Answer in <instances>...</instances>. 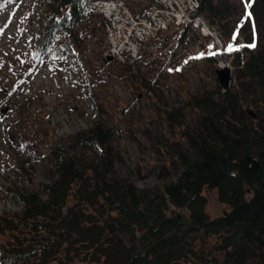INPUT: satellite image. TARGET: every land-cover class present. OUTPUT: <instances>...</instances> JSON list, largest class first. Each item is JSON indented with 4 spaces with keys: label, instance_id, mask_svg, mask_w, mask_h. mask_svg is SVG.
Listing matches in <instances>:
<instances>
[{
    "label": "rangeland",
    "instance_id": "374dc122",
    "mask_svg": "<svg viewBox=\"0 0 264 264\" xmlns=\"http://www.w3.org/2000/svg\"><path fill=\"white\" fill-rule=\"evenodd\" d=\"M124 1L135 15L163 7L157 0ZM209 1L219 7L227 2L231 28L227 32L205 8L199 12L224 36L223 46L212 47L216 54L211 56L207 55L211 40L199 28L191 24L178 29L174 22L153 38L144 34L132 54L118 53L109 35L110 21L90 10L70 34H59L57 42L46 50V22L67 10V0L0 4L1 245L12 246L19 236L20 231L8 230L6 221L25 211L22 197L40 195L43 201L47 199L46 186L57 173L48 158L53 146L62 149L80 168H102L103 157L76 142L79 133L90 131L97 122L111 133L108 180L117 186L132 183L139 189L162 188L176 181L183 171V158L195 157L191 138L199 135L218 143L205 126V117H213L231 135L236 134L234 128L256 133L264 114L263 95L256 83L238 78L232 52L240 35L242 47L247 39L254 45L264 40V16L259 9L246 7L250 0ZM174 2L187 9L183 0H167V6ZM260 4L264 5V0ZM133 36L122 30L114 33L118 45ZM200 52L205 56L189 59ZM222 64L231 68V83L226 89L239 96L235 109L219 94L224 89L217 76ZM28 71L30 77L26 76ZM41 74L44 82L38 90H42V104L36 98L32 79ZM204 95L211 96L212 107L224 123L196 101ZM88 184L93 185L91 180ZM205 196L210 218L226 211L216 191H206ZM84 212L93 220H102L98 204ZM218 248L216 238L199 241L192 264H224ZM254 260L253 255L247 264Z\"/></svg>",
    "mask_w": 264,
    "mask_h": 264
},
{
    "label": "trees",
    "instance_id": "16d2710c",
    "mask_svg": "<svg viewBox=\"0 0 264 264\" xmlns=\"http://www.w3.org/2000/svg\"><path fill=\"white\" fill-rule=\"evenodd\" d=\"M7 1L12 0L0 4ZM93 1L67 0L66 11L48 18L43 48L48 50L59 34H70L90 15ZM260 2L254 0L251 10L259 9L264 16ZM204 8L230 31L227 2L219 7L200 0L199 11ZM246 41L233 52L237 75L244 83H256L264 102V40L254 47H249L252 40ZM219 94L236 108L237 93L220 89ZM196 101L224 123L210 95ZM204 121L218 143L199 135L191 138L195 157H184L180 177L162 188L139 189L128 182L117 186L108 180L111 133L100 122L79 133L76 142L103 157L101 169L80 168L53 146L48 158L57 173L46 186L47 199L22 197L25 211L6 221L8 230L20 231L19 236L12 246L0 244V264H192L196 244L205 238L218 240L224 264H247L253 255V264H264V114L254 135L236 128L231 135L211 116ZM206 191H216L226 206L221 216L207 214ZM96 204L102 220L84 212Z\"/></svg>",
    "mask_w": 264,
    "mask_h": 264
},
{
    "label": "built area",
    "instance_id": "2783aa9c",
    "mask_svg": "<svg viewBox=\"0 0 264 264\" xmlns=\"http://www.w3.org/2000/svg\"><path fill=\"white\" fill-rule=\"evenodd\" d=\"M157 1L163 7H158L155 10L153 8L144 10L142 15L133 14L124 0H94L89 4V9L93 13L102 14L110 21L109 35L113 39V46L118 49V53L126 51L132 54L133 51L137 50L140 39L145 37L143 36L144 34H147L148 38H153L158 32L167 30L172 22H174L178 29L181 26L192 24L194 27L200 29L203 36L211 40V45L214 48L219 49L223 46L224 36L219 30V27L209 25L199 13L200 0H183L187 9L182 8L178 2L167 6V0ZM252 3L253 0H250L249 5L251 6ZM167 13H170L171 16L167 17ZM118 30H122L123 32L127 31L129 35H134V39L127 37L121 45H118L114 37V33ZM240 36H238L237 44L233 46L235 51H240L242 43H244L242 37L240 40ZM130 45H132L131 48L129 47ZM133 57H136V55H133ZM227 68L231 71L229 66Z\"/></svg>",
    "mask_w": 264,
    "mask_h": 264
},
{
    "label": "water",
    "instance_id": "95a60500",
    "mask_svg": "<svg viewBox=\"0 0 264 264\" xmlns=\"http://www.w3.org/2000/svg\"><path fill=\"white\" fill-rule=\"evenodd\" d=\"M217 76L220 84L224 87V89L230 86L231 82V71L228 68H221L217 71Z\"/></svg>",
    "mask_w": 264,
    "mask_h": 264
},
{
    "label": "bare ground",
    "instance_id": "6f19581e",
    "mask_svg": "<svg viewBox=\"0 0 264 264\" xmlns=\"http://www.w3.org/2000/svg\"><path fill=\"white\" fill-rule=\"evenodd\" d=\"M228 66L225 65H221V68H227ZM26 76L30 77L31 76V71L26 72ZM34 79V86L36 88L35 90V94H36V98L38 100V102L40 104L43 103L42 97H41V89L38 90L39 87L43 86L42 83L44 82V77L42 76V74L37 78H32ZM45 90V89H44ZM49 90V89H48Z\"/></svg>",
    "mask_w": 264,
    "mask_h": 264
},
{
    "label": "snow or ice",
    "instance_id": "6c2138e0",
    "mask_svg": "<svg viewBox=\"0 0 264 264\" xmlns=\"http://www.w3.org/2000/svg\"><path fill=\"white\" fill-rule=\"evenodd\" d=\"M247 6H250V5H246ZM0 34H3V28H0ZM232 39H235V36L232 37ZM255 45L252 44V45H249V47H254ZM212 45H209L208 48H209V51L207 52V55H215L216 53L212 52L211 49H212ZM228 50L229 51H232V46L231 44L228 45ZM203 56H205V53L204 52H200L197 56L195 57H189V59H199V58H202ZM185 63H187V61H185ZM179 70V69H177ZM169 71H171V69H169Z\"/></svg>",
    "mask_w": 264,
    "mask_h": 264
}]
</instances>
